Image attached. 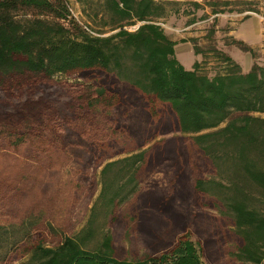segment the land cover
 I'll return each mask as SVG.
<instances>
[{"label": "trees", "instance_id": "16d2710c", "mask_svg": "<svg viewBox=\"0 0 264 264\" xmlns=\"http://www.w3.org/2000/svg\"><path fill=\"white\" fill-rule=\"evenodd\" d=\"M77 1L84 15L92 11L89 22L107 30H91L67 0H0V202L18 194L17 167L24 161L52 171L75 161L82 163L83 176L95 160L100 170L89 181L98 194L71 234L35 213L0 222V264L12 257H26L23 264H204L202 246L186 228L169 248L139 260L115 257L109 224L138 193L139 173L159 159L177 179L184 177L178 141L141 148L167 128L190 139L215 170V177H196L189 194H210L221 202L239 239L232 255L240 264H264V213L255 207L264 203V117L257 115L264 114V64L243 72L229 55L216 52L223 71L210 77L199 71L198 60L184 68L174 49L187 40L171 39L158 23L179 12L170 0ZM132 25L137 27L126 28ZM232 43L252 53L242 40ZM192 49L196 56L203 53L194 41ZM74 73L87 82H52L56 74ZM118 80L131 86L132 100ZM67 87L75 91L67 95ZM130 104L138 109L125 121ZM70 137L87 146L88 159ZM129 139L140 142L120 149L128 150L123 157L101 160L99 151ZM150 201L156 210L172 212L173 197L154 195Z\"/></svg>", "mask_w": 264, "mask_h": 264}, {"label": "rangeland", "instance_id": "374dc122", "mask_svg": "<svg viewBox=\"0 0 264 264\" xmlns=\"http://www.w3.org/2000/svg\"><path fill=\"white\" fill-rule=\"evenodd\" d=\"M71 12L81 22H89L81 12L77 0H67ZM177 3L178 13H170L158 23L163 31L173 40L186 39L179 42L174 52L178 62L190 69L196 55L193 53V41L203 53L197 55L201 63L199 71L213 76L217 71H223L222 61L216 52L229 55L240 67L248 71L252 64H264V0H170ZM217 1L216 5L213 2ZM223 2H228L224 4ZM198 4V5H194ZM172 7V6H171ZM213 10L218 11L216 14ZM101 23V22H99ZM97 21H90V29L94 32L106 31V26H98ZM138 25V24H137ZM137 25L126 26L133 30ZM242 40L252 53L233 44L232 39ZM189 46L191 48H185ZM53 83H64L68 86L85 84L87 79L79 74H56ZM118 85L127 96L132 94L131 86L118 80ZM75 91L67 87L65 92ZM62 98L66 100V93ZM130 99L132 100L131 96ZM138 105L130 104L127 117L135 114ZM65 112V111H64ZM165 114V113H164ZM168 117L167 115H164ZM71 121V114L64 113ZM264 117V114H257ZM115 116L122 119L118 112ZM119 122L130 124L129 122ZM151 122L145 125V136L149 134ZM180 133L170 128L163 129L141 148H153L157 143L179 142L178 153L183 166L184 177L177 179L175 170L167 161L155 159L139 173V191L117 209L116 219L109 224L113 236L115 257L126 260H139L161 249L169 248L186 228L192 234L193 240L200 242L203 249L204 264H240L232 255L239 245V239L234 233L230 215L225 211L221 202L210 194H189L192 181L196 177H215V170L203 155L195 151L191 140L181 138ZM183 136V135H181ZM72 143L79 144L77 149L81 158L88 159L87 146L76 137H70ZM139 141H123L114 149H105L100 155L101 160H113L123 157L128 149L136 146ZM83 146V147H82ZM94 156V155H91ZM189 157V162L184 160ZM191 157V160H190ZM90 162L81 176L79 169L82 163L71 161L60 171L43 169L42 165L33 161H24L18 166L21 176V186L18 194L9 200L0 202V222H14L30 213L40 215L41 220H49L54 225L71 234L77 231L85 222L88 210L98 194V186L90 185L92 177L97 180L100 167ZM96 164V165H95ZM178 181L179 184L173 183ZM180 187V191L176 188ZM158 196L174 198L172 212L165 213L156 210L151 204V197ZM149 207V208H148ZM264 213V203L256 206ZM144 210L149 213H145ZM181 220L179 223L178 220ZM154 246L157 250H153ZM26 257L9 258L5 264H23ZM263 264V263H262Z\"/></svg>", "mask_w": 264, "mask_h": 264}, {"label": "crops", "instance_id": "0c3cea01", "mask_svg": "<svg viewBox=\"0 0 264 264\" xmlns=\"http://www.w3.org/2000/svg\"><path fill=\"white\" fill-rule=\"evenodd\" d=\"M185 48H191V47L185 45ZM196 60H197V56H196Z\"/></svg>", "mask_w": 264, "mask_h": 264}]
</instances>
